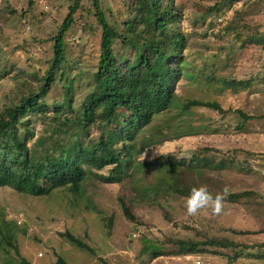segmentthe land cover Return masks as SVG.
<instances>
[{
	"label": "rangeland",
	"instance_id": "rangeland-1",
	"mask_svg": "<svg viewBox=\"0 0 264 264\" xmlns=\"http://www.w3.org/2000/svg\"><path fill=\"white\" fill-rule=\"evenodd\" d=\"M120 1L101 0L111 23L122 20ZM178 3L182 16L177 26L186 37V73L176 92L182 100L217 101L226 113L208 107L182 111L174 105L139 130L131 119L133 112L121 109L122 122L113 129L138 138V148H144L136 155V163L150 164L142 172L131 169L121 182L93 177L86 192L76 195L56 189L36 196L0 186V223L5 218L15 224L7 231L12 246L0 248V264H54L58 256L68 264H197L198 259L201 264L264 263V50L249 40V35L264 30V0H241L214 13L207 9L215 0ZM69 4L70 0H0V113L42 83L52 58L50 38ZM80 7L84 12L77 14L66 34L67 60L56 74L49 103L61 100L64 87L76 78L78 106L95 82L100 32L91 1L84 0ZM233 77L251 83L234 88L225 82ZM239 109L249 118H240ZM31 121L37 138L44 125L37 117ZM99 133L96 126L90 130L93 136ZM193 154L207 156L215 166L203 168L202 176L187 173L185 178L223 197L243 191L250 194L238 202L220 198L216 214L210 205L189 215L188 196H170L160 205L138 193L156 181L161 162L191 161ZM99 173L107 175L108 168ZM121 200L129 205L136 223L124 215ZM65 231L85 241L92 252L62 237ZM142 235L196 241L226 237L239 246H196L179 252L175 247L149 260L141 254Z\"/></svg>",
	"mask_w": 264,
	"mask_h": 264
},
{
	"label": "trees",
	"instance_id": "trees-1",
	"mask_svg": "<svg viewBox=\"0 0 264 264\" xmlns=\"http://www.w3.org/2000/svg\"><path fill=\"white\" fill-rule=\"evenodd\" d=\"M83 1L70 0L68 13L57 33L50 38L52 58L42 83L0 113V186H11L36 196L56 189L76 195L86 192L93 177L121 182L131 169L142 172L143 167L150 164L136 163V155L144 148H138V138L124 136L122 131L113 129L122 122L121 109L133 112L131 119L139 130L174 105H179L182 111L208 107L226 113L217 101L182 100L176 92L178 82L186 73L183 65L186 37L177 26L182 16V4L178 0H121L118 12L122 20L114 23L107 18L101 0H90L100 32L95 82L78 106L74 95L76 78H71L64 87L61 100L49 103L47 96L57 81L56 74L67 60L66 34L78 19L77 14L82 16L84 11L80 6ZM240 1L215 0L207 12L214 13ZM249 40L264 50V30L252 33ZM64 77L65 72H62L60 79ZM225 82L234 88L247 87L251 83L235 77ZM237 112L240 118H249L244 111L239 109ZM32 117H37L44 125L45 131L37 138L30 127ZM93 126L100 129L96 136L90 134ZM158 166L161 170L156 181L144 186L146 191L139 188L138 193L141 191L149 200L161 205L170 196H189L192 188H199L195 180L185 178L184 174L199 173L202 176V169L215 166V163L207 156L193 154L191 161L170 159ZM105 168H108V174H100ZM46 183L49 184L47 188L44 187ZM208 192L214 198L218 196L228 202H238L250 194L243 191L227 193L223 197ZM121 203L126 218L136 223L129 205L122 200ZM2 222L6 226L4 228L0 223V248L5 249L12 246L7 231L15 224L5 218ZM60 234L72 244L92 252L93 249L71 231ZM196 246L236 248L239 245L226 237L196 241L142 235L141 254H147L151 260L165 250L172 251L177 247L179 252ZM54 264L68 262L58 256Z\"/></svg>",
	"mask_w": 264,
	"mask_h": 264
},
{
	"label": "clouds",
	"instance_id": "clouds-1",
	"mask_svg": "<svg viewBox=\"0 0 264 264\" xmlns=\"http://www.w3.org/2000/svg\"><path fill=\"white\" fill-rule=\"evenodd\" d=\"M224 191H228L227 187ZM219 201L220 198L218 196L214 198L205 187L192 188L185 201V206L189 215H194L199 209L210 205L213 213L216 214L220 211Z\"/></svg>",
	"mask_w": 264,
	"mask_h": 264
},
{
	"label": "built area",
	"instance_id": "built-area-1",
	"mask_svg": "<svg viewBox=\"0 0 264 264\" xmlns=\"http://www.w3.org/2000/svg\"><path fill=\"white\" fill-rule=\"evenodd\" d=\"M201 262H202V261H201L200 259H198V260L196 261L197 264H201Z\"/></svg>",
	"mask_w": 264,
	"mask_h": 264
}]
</instances>
